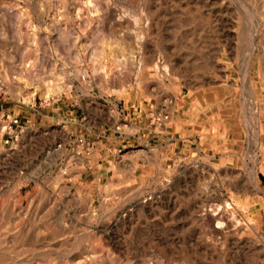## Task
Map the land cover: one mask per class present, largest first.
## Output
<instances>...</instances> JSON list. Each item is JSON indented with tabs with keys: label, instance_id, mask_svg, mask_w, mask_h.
I'll return each instance as SVG.
<instances>
[{
	"label": "rangeland",
	"instance_id": "1",
	"mask_svg": "<svg viewBox=\"0 0 264 264\" xmlns=\"http://www.w3.org/2000/svg\"><path fill=\"white\" fill-rule=\"evenodd\" d=\"M0 264H264V0H0Z\"/></svg>",
	"mask_w": 264,
	"mask_h": 264
},
{
	"label": "built area",
	"instance_id": "2",
	"mask_svg": "<svg viewBox=\"0 0 264 264\" xmlns=\"http://www.w3.org/2000/svg\"><path fill=\"white\" fill-rule=\"evenodd\" d=\"M167 118V116H164ZM4 133L3 144L8 148H15L20 141L22 127L17 116L10 117L2 127Z\"/></svg>",
	"mask_w": 264,
	"mask_h": 264
},
{
	"label": "bare ground",
	"instance_id": "3",
	"mask_svg": "<svg viewBox=\"0 0 264 264\" xmlns=\"http://www.w3.org/2000/svg\"><path fill=\"white\" fill-rule=\"evenodd\" d=\"M129 54H130V53H129ZM131 54H132V53H131ZM131 59L134 60L133 55L131 56ZM139 69H141V67H140ZM53 92H55V91H54L52 85H47V86L45 87V90H44L43 96H45V97H49V96H51V94H52ZM26 95H27V96H26ZM26 95H25V97H24V100H25V101H27V100L30 98V96H32V94H31L30 92H29V94H26ZM210 222H211V221H210Z\"/></svg>",
	"mask_w": 264,
	"mask_h": 264
}]
</instances>
